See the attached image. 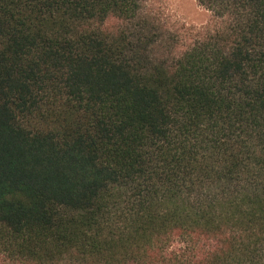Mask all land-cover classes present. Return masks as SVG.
I'll return each instance as SVG.
<instances>
[{
	"label": "trees",
	"instance_id": "trees-1",
	"mask_svg": "<svg viewBox=\"0 0 264 264\" xmlns=\"http://www.w3.org/2000/svg\"><path fill=\"white\" fill-rule=\"evenodd\" d=\"M149 2L0 0V264H264V0Z\"/></svg>",
	"mask_w": 264,
	"mask_h": 264
},
{
	"label": "rangeland",
	"instance_id": "rangeland-1",
	"mask_svg": "<svg viewBox=\"0 0 264 264\" xmlns=\"http://www.w3.org/2000/svg\"><path fill=\"white\" fill-rule=\"evenodd\" d=\"M148 7L174 35L194 36L211 22V12L198 0H150Z\"/></svg>",
	"mask_w": 264,
	"mask_h": 264
}]
</instances>
